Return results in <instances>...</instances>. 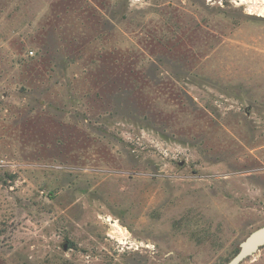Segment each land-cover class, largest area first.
<instances>
[{"label": "rangeland", "instance_id": "1", "mask_svg": "<svg viewBox=\"0 0 264 264\" xmlns=\"http://www.w3.org/2000/svg\"><path fill=\"white\" fill-rule=\"evenodd\" d=\"M263 223L264 0H0V264H223Z\"/></svg>", "mask_w": 264, "mask_h": 264}, {"label": "water", "instance_id": "2", "mask_svg": "<svg viewBox=\"0 0 264 264\" xmlns=\"http://www.w3.org/2000/svg\"><path fill=\"white\" fill-rule=\"evenodd\" d=\"M264 246V223L250 231L239 242L236 254L223 264H239Z\"/></svg>", "mask_w": 264, "mask_h": 264}]
</instances>
